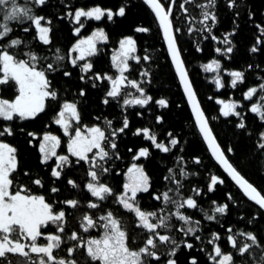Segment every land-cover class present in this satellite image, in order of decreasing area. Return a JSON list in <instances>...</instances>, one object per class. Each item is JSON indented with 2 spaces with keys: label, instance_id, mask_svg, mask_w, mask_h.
<instances>
[{
  "label": "snow or ice",
  "instance_id": "obj_1",
  "mask_svg": "<svg viewBox=\"0 0 264 264\" xmlns=\"http://www.w3.org/2000/svg\"><path fill=\"white\" fill-rule=\"evenodd\" d=\"M47 3L48 0L27 3L0 0V264H81L76 256L78 251L84 253V264H179L182 246L189 250L187 264H264V234L227 225L223 233L216 230L205 235V221L220 224L219 218L229 214L232 204H239L241 199L229 192L223 203L213 200L208 207L201 204L206 192L216 190L226 181L222 175L211 173L203 187L191 183L189 178L200 177L201 173L190 171L192 165L185 155H175L170 166L165 164V174L158 187L154 186L145 165L137 162L131 163L124 173L122 188L112 184L110 178L122 171L117 165L123 158L119 141L131 131L129 108L147 106L151 111L150 102L165 108L170 101L165 97L154 99L150 94L147 85L153 82V71L144 62H152L153 56L146 51L141 54L133 34L120 37L118 47L111 50L110 69L114 72L95 70L93 58L101 51L100 43L109 41L110 36L105 27L97 26L87 35L82 30L93 21L104 23L124 17L127 0L116 8L100 3L76 6L67 0L66 11L59 14L71 21V31L75 34L67 49L54 42L53 18L38 11ZM145 3L154 13L156 31L166 44L174 74L191 107L194 126L211 156L238 185L243 196L254 202V217L242 215L240 219L249 224L255 218L264 220V190L250 182L226 154L235 152V147L225 148L214 133L179 44L182 33H200L205 40H222L223 46H217L215 52L231 59L235 48L233 36L246 13L258 33L249 51L264 57V21L254 19L256 13L248 7L247 0H225L236 26L220 36L214 31L220 22L219 0H145ZM173 9L186 15L177 17ZM177 19L186 21L187 27L177 26ZM17 26L31 34V38L15 34ZM135 31L149 33L152 28L138 25ZM196 47L203 51L199 43ZM221 65L218 58L202 65L214 73L212 80L218 89L225 87ZM75 69L83 84L78 89V98L69 99L67 92L62 95L55 83L58 76L71 78ZM224 71L230 73L233 89L238 83L245 84L250 73L262 81L247 86L240 99L210 97L218 100L223 117L239 118L235 127L252 136L242 109H250L264 122V75H260L264 72V59L259 63L252 60L243 69ZM89 87L104 89L103 105L119 106V126L114 118L103 114L96 115L91 123L83 122L82 101ZM7 95L14 98H6ZM257 95L259 99L254 101ZM46 108L54 113L51 119L62 129L61 134L51 130L27 131L17 123L39 118ZM138 114L143 116L144 112ZM154 120L163 122L165 116L154 115ZM17 131L26 135L29 143H38L41 164L54 178L49 181L52 186L47 194L33 191V186L45 187L46 181L39 174L24 169L22 175L28 177L29 183L17 178L18 149L8 142ZM131 134L143 136L149 142V146L127 149L133 153L134 161L149 158L154 151L169 155H174L173 150L184 152L181 138L171 130L166 131L163 139L149 127H136ZM62 137L67 138L66 152H58ZM254 143L259 154L264 155V130L256 133ZM192 160L195 166L203 162L199 155H194ZM73 172H82L81 181L69 175ZM61 178L66 181L69 193L83 192L84 197L61 196L62 186L56 184ZM143 194L153 200L151 209L143 206ZM109 202L112 206H108ZM81 208L85 210L80 212ZM121 210L134 215L136 226L145 236L142 243L135 241L122 225L117 215ZM78 212L77 224L70 226L69 216L75 217ZM93 231L97 234L93 235ZM197 241L201 242L203 259L200 253L192 254Z\"/></svg>",
  "mask_w": 264,
  "mask_h": 264
},
{
  "label": "trees",
  "instance_id": "obj_2",
  "mask_svg": "<svg viewBox=\"0 0 264 264\" xmlns=\"http://www.w3.org/2000/svg\"><path fill=\"white\" fill-rule=\"evenodd\" d=\"M21 3H27L29 0H20ZM128 8L124 17H115L113 21L91 22L90 26L86 30H82V34H90V31L99 26L105 27L108 31L110 39L107 42L100 43V53L93 58L94 66L96 71H115L110 69V55L111 50L114 47H118V39L125 34H133L137 38L138 45L143 55L144 52H148L153 56V61H145L144 63L153 71V82L147 85L150 94L154 96V99L165 97L169 99L170 103L167 107L161 108L154 102H150L151 111L145 106H134L129 108V118L131 120V131H134L136 127H149L153 132L160 134L161 139L166 134V131L171 130L173 133L181 138V147L184 148V152L180 153L177 150H173L174 155L164 154L159 151H154L149 158H141L137 163H143L146 171L152 177L154 186H159L161 177L165 174V164L169 166L174 160L175 155H185V158L189 165H192L190 171L201 173L200 177L189 178L191 183H198L201 187L208 182V176L211 173L220 174L225 179L224 184L218 185L214 191L206 192L203 199L200 201L205 207H208L211 201L215 200L223 203L227 198V193L232 192L235 196L241 199L239 204L233 203L229 214L222 218H219L221 223L205 221V235L209 231L219 230L222 233L225 232L227 225H233L234 229L246 227L250 230H254L258 235L264 234V220L255 218V222L252 224L247 223L246 220H241L240 217L245 215L249 218L254 217L256 208L254 203L248 201L246 197L237 189V187L227 178L221 168L214 161L209 153V150L202 138L198 133V129L194 126V118L191 113L189 105L186 103V96L183 94L182 87L179 86L178 80L174 74V67L170 63V56L166 53V44L162 41L161 36L157 33V22L154 20V13L150 7L145 3L144 0H127ZM199 2V0H198ZM71 3L79 6L81 3H87L88 6H92L93 3H100L102 6L116 8L125 0H71ZM247 5L253 11L256 16V21H264V0H247ZM67 0H48L47 6L39 8V13L45 16H51L53 18V24L55 26L54 42L57 46L64 49L70 47L71 43L74 42L75 34L71 31V21L67 18H61L60 13L66 11ZM174 14L179 17L182 15L177 9H173ZM191 11V6H190ZM219 16L220 22L214 30L217 35L223 36V33L229 31L232 27H235L234 17L232 10L225 7V0H219ZM195 14V13H193ZM2 19V18H0ZM177 26H183L186 28V21L177 19L175 21ZM138 25L148 26L152 28V32L139 33L135 29ZM17 35H22L26 39L31 38V34L23 32L21 26H17ZM258 33L254 29L252 18L247 17L246 13L241 17L239 22V29L233 36V42L235 44L234 52L231 54V59L224 56L221 53H216L215 48L217 46H223V41H215L211 38L205 40L203 34H184L179 36V44L181 46L182 55L186 61V66L189 70L190 78L193 81V86L197 90L198 98L200 99L201 105L204 108L206 114L209 116L210 124L213 128L214 133L217 135L218 140L222 146L235 147V152L227 153L230 160L238 167L243 175L250 182H253L259 188L264 190V155L259 154V151L254 143L256 139V133L260 130H264V122L259 121L258 114H252L250 109H242L245 111V118L248 121V127L252 130V136H249L246 132L235 127L239 118L236 117H223L222 113L219 112L221 107L218 100L215 98H222L225 100L229 99H240L242 92L246 90L247 86L255 83L262 82L256 75L249 74L248 80L245 84H239L236 89L230 86V73L224 71L225 68L229 70L243 69L246 63L255 60L257 63L260 62L264 57L254 56L250 53L249 48L254 42V36ZM199 43L203 51L197 49L196 45ZM212 58L221 59L222 65L220 75L224 78L225 87L218 89L215 86L212 76V71H206L202 65L208 63ZM260 75H264L261 72ZM78 69L73 70L71 78H64L58 76L56 78L55 87L62 90V95L67 92V98L73 99L78 98V89L82 86L83 82L78 78ZM131 90V89H130ZM104 89L88 88L86 97L82 101V112L83 122L91 123L94 117L99 114L107 115L110 118H114L116 126H119L120 108L115 103L110 105L102 104V96ZM215 97V98H210ZM6 98H14V96L7 95ZM259 99V95L254 98ZM57 107L52 105V108ZM143 111L144 115L140 116L138 113ZM54 113L51 108H46V113L40 114L39 118L32 119L24 122L17 123L21 128L27 131H38L51 130L56 134H60V130L54 126V121L51 119ZM154 115H164L165 120L158 122L154 120ZM219 117V118H218ZM102 123V121H101ZM129 131L126 135H122L119 141V149L122 153V159L117 161V165L120 171L114 174L110 179L112 184L117 188H122L124 182L123 174L127 171V168L134 162L133 153L129 152L128 148L138 149L139 146H149V142L143 138V136H133ZM37 141L39 138H35ZM8 142L12 143L18 149V160L19 170L16 173L18 179H23L24 182L29 183L28 177L23 176L22 172L24 169L30 170L32 174H39L46 181L44 188L39 186H33V191L38 193L47 194L50 187L52 186L49 182L54 180L50 177V172L47 167L41 164L38 152V143H29V138L17 131L16 135L8 138ZM66 141L64 142L61 152H66ZM199 155L202 157V164L199 166L194 165L192 157ZM51 164V162L49 163ZM73 178L81 181L82 172H73ZM57 186H62L61 196H76L79 195L81 198L84 197L83 192L69 193L68 187H66V181L61 178L56 181ZM15 187V185H14ZM143 206L151 209L153 207V200L147 195L143 194L141 197ZM85 209L81 208L80 212ZM80 212L77 213L80 214ZM199 213L197 216L199 217ZM73 221V226L76 225V216L69 217ZM196 245H201V242H195ZM207 243V240L204 241ZM226 250L228 247L224 245ZM200 253L199 249L192 250V254ZM201 254V253H200ZM189 251L182 250V262L187 264V258ZM203 259V254H201Z\"/></svg>",
  "mask_w": 264,
  "mask_h": 264
},
{
  "label": "flooded vegetation",
  "instance_id": "obj_3",
  "mask_svg": "<svg viewBox=\"0 0 264 264\" xmlns=\"http://www.w3.org/2000/svg\"><path fill=\"white\" fill-rule=\"evenodd\" d=\"M60 130V133L62 132V130L60 128H58ZM65 142V141H64ZM136 162V161H134ZM138 162V161H137ZM123 177H124V174H123ZM108 206H112L111 202H109ZM115 210V209H114ZM117 215L118 217L121 218V222H122V225L128 230L130 236L135 240V241H138L140 243H142L145 239V236L144 234L142 233L141 229H139L136 224H135V217L133 214L131 213H127L126 211H117ZM69 217H73V216H69ZM78 217H79V214L76 216L77 220H78ZM77 220L75 221L76 224H77ZM69 225L70 226H73V221L70 220L69 218ZM93 235H96L97 232L96 231H93L92 233ZM133 246H138V245H133ZM185 249V251H189L187 250L184 246L181 247V251L178 253V257H179V264H183V260H182V256H181V252L182 250ZM196 249L200 251V253L202 254L201 252V245H196ZM161 251H164L163 247H161L160 249ZM76 256L77 258L81 259V264H84V260H83V256H84V253L81 252V251H78L76 253Z\"/></svg>",
  "mask_w": 264,
  "mask_h": 264
},
{
  "label": "water",
  "instance_id": "obj_4",
  "mask_svg": "<svg viewBox=\"0 0 264 264\" xmlns=\"http://www.w3.org/2000/svg\"><path fill=\"white\" fill-rule=\"evenodd\" d=\"M145 1V0H144ZM182 87V86H181ZM189 105V104H188ZM189 107H190V105H189ZM190 110H191V107H190ZM193 115V114H192ZM193 118H194V116H193ZM54 126L56 127V128H59V126H57V125H55L54 124ZM62 130V129H61ZM61 134V133H60ZM64 141H67V138L66 137H62V144H61V148L60 149H58V152H61V150H62V148H63V145H64ZM205 142V141H204ZM205 144H206V142H205ZM206 146H207V144H206ZM209 153H210V150H209ZM210 155H211V153H210ZM213 159H214V157H212ZM214 161H215V159H214ZM216 162V161H215ZM50 163V162H49ZM217 163V165L221 168V170L223 171V173L227 176V178L237 187V189L242 193V190H240L239 189V187H238V185H236L235 184V182L231 179V177L230 176H228V174L224 171V169H223V167L222 166H220L219 164H218V162H216ZM243 194V193H242ZM247 198V197H246ZM248 199V198H247ZM252 203H254V202H252Z\"/></svg>",
  "mask_w": 264,
  "mask_h": 264
},
{
  "label": "rangeland",
  "instance_id": "obj_5",
  "mask_svg": "<svg viewBox=\"0 0 264 264\" xmlns=\"http://www.w3.org/2000/svg\"><path fill=\"white\" fill-rule=\"evenodd\" d=\"M102 42H103V41H102ZM102 42H101V43H102ZM66 143H67V141H66ZM65 148H66V145H65ZM136 162H137V161H136Z\"/></svg>",
  "mask_w": 264,
  "mask_h": 264
}]
</instances>
